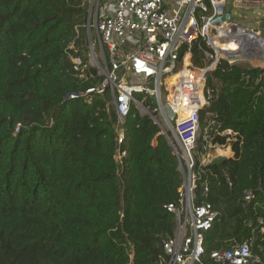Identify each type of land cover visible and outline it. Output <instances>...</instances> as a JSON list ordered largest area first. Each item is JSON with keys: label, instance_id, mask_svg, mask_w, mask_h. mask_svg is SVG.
<instances>
[{"label": "trees", "instance_id": "obj_1", "mask_svg": "<svg viewBox=\"0 0 264 264\" xmlns=\"http://www.w3.org/2000/svg\"><path fill=\"white\" fill-rule=\"evenodd\" d=\"M86 7L0 0V264H156L173 234L165 207L177 203L180 179L167 139L131 107L125 156L115 164L108 97L88 103L81 94L95 82L68 72L65 49ZM84 39L80 29L79 53ZM218 77V98L201 110L199 125L213 120V130H230L213 143H228L232 155L201 176L218 212L203 247L248 242L264 264V76L235 66ZM145 105L156 107L154 99Z\"/></svg>", "mask_w": 264, "mask_h": 264}, {"label": "built area", "instance_id": "obj_2", "mask_svg": "<svg viewBox=\"0 0 264 264\" xmlns=\"http://www.w3.org/2000/svg\"><path fill=\"white\" fill-rule=\"evenodd\" d=\"M83 1L85 22L74 27L65 49L68 72L79 81L95 82L82 96L108 97L106 105L116 118L115 164L125 156L123 125L131 107L160 129L158 135L167 139L176 159L178 200L165 207L175 227L162 243L156 264H258L248 242L204 251V234L218 212L207 200L209 185L201 176L216 158L232 155L230 145L213 143V136L233 133L213 130V120L203 129L199 122L201 110L218 98L219 75L236 66L264 76V31L248 26L263 21H248L239 14L264 9V0ZM80 29L85 45L79 53L75 42ZM147 99H154L156 107L146 106ZM170 129L175 145L165 135ZM155 141L156 136L152 147Z\"/></svg>", "mask_w": 264, "mask_h": 264}, {"label": "rangeland", "instance_id": "obj_3", "mask_svg": "<svg viewBox=\"0 0 264 264\" xmlns=\"http://www.w3.org/2000/svg\"><path fill=\"white\" fill-rule=\"evenodd\" d=\"M240 14V16L242 17V18H245V19H247L248 21H252V20H255V19H260V20H262L263 21V23H261L260 25H259V28H260V30H262V31H264V9H256V10H254V11H252L251 13H239ZM236 15H238V14H236ZM256 24H255V21H252L251 23H249L248 24V26H255ZM92 99H93V96H90V97H88L87 98V102L89 103V102H91L92 101ZM104 99V98H103Z\"/></svg>", "mask_w": 264, "mask_h": 264}, {"label": "water", "instance_id": "obj_4", "mask_svg": "<svg viewBox=\"0 0 264 264\" xmlns=\"http://www.w3.org/2000/svg\"><path fill=\"white\" fill-rule=\"evenodd\" d=\"M259 25H260V24H257V25H255V26H253V27L250 26V29L253 30V31H260ZM66 99H67V97L64 98V101H65ZM169 128H170V127H169ZM169 132L171 133V129L169 130ZM165 135H166L167 138H169V136H168L167 133H166Z\"/></svg>", "mask_w": 264, "mask_h": 264}, {"label": "bare ground", "instance_id": "obj_5", "mask_svg": "<svg viewBox=\"0 0 264 264\" xmlns=\"http://www.w3.org/2000/svg\"><path fill=\"white\" fill-rule=\"evenodd\" d=\"M180 112H181V111H180ZM182 114H183V112H181V113H180V117H182V116H183Z\"/></svg>", "mask_w": 264, "mask_h": 264}]
</instances>
